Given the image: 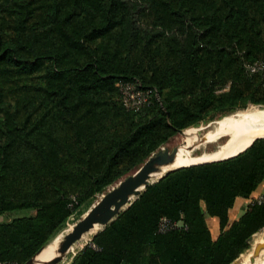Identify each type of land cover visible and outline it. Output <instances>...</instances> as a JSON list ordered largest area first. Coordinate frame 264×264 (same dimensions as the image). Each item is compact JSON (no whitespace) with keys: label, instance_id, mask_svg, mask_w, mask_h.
I'll return each mask as SVG.
<instances>
[{"label":"trees","instance_id":"obj_1","mask_svg":"<svg viewBox=\"0 0 264 264\" xmlns=\"http://www.w3.org/2000/svg\"><path fill=\"white\" fill-rule=\"evenodd\" d=\"M119 81L149 103L128 110ZM249 105L264 0H0V261L25 263L177 131ZM260 187L264 135L162 176L68 264H231L264 228Z\"/></svg>","mask_w":264,"mask_h":264},{"label":"bare ground","instance_id":"obj_2","mask_svg":"<svg viewBox=\"0 0 264 264\" xmlns=\"http://www.w3.org/2000/svg\"><path fill=\"white\" fill-rule=\"evenodd\" d=\"M264 108L249 107L244 110L238 111L221 123V132L228 130L234 135V139L228 145L226 150L219 152L205 153L200 157L195 156V152L198 150V143L203 144L215 138L217 134H208L204 139L198 140L199 130L188 128L180 132V136L177 138L180 140L181 145L176 146L177 153L175 159L167 164L163 162H156L155 172L152 180H156L166 170L175 167L187 166L190 164L224 159L230 156L238 154L240 151L245 150L255 138L264 135ZM206 134V133H205ZM230 146V147H229ZM207 147V146H206ZM100 228V225H94L89 231L82 234L80 242L85 241L88 236L96 232ZM70 229V228H69ZM92 237V236H91ZM63 236H56L48 244H46L41 250H39L31 260L29 264H40V262L49 261L61 253V243ZM258 241V240H257ZM258 243V242H257ZM75 245H72L63 255L74 251ZM70 255V254H69ZM251 258H254L253 262H250ZM63 256V258L65 257ZM261 256V255H260ZM242 264H257V257L255 258L253 252L241 257ZM261 262V261H260Z\"/></svg>","mask_w":264,"mask_h":264},{"label":"water","instance_id":"obj_3","mask_svg":"<svg viewBox=\"0 0 264 264\" xmlns=\"http://www.w3.org/2000/svg\"><path fill=\"white\" fill-rule=\"evenodd\" d=\"M176 153V147H174L172 151H169L168 148L156 150L140 165V167L135 173H130L125 177L121 178L119 181H117L116 185L113 186L106 193H104L102 198L95 205H93L91 209H89L84 218L79 220L72 227L70 232H68L64 236L63 241L61 243L62 254L56 255L49 261L40 262V264H58L63 259V256H65L63 255V253L66 252L70 247H72V245L81 238L83 233L89 231L91 228L94 227V225H100L102 228L109 225L119 215V213L125 210L132 203V201L137 198L142 193V191H144L147 186L156 182L159 178L168 174L172 170L180 168H170L166 170L156 180H152L155 172V163L158 161L163 162L164 164L170 163L175 159ZM217 160L198 162L190 165H196ZM251 239L252 236L249 238V241ZM263 249L264 241L255 244L253 248L254 257H258L259 253ZM34 255L23 264H29L33 259ZM253 261L254 258H251L250 262ZM231 264H242L241 257L239 256L238 258H236Z\"/></svg>","mask_w":264,"mask_h":264},{"label":"rangeland","instance_id":"obj_4","mask_svg":"<svg viewBox=\"0 0 264 264\" xmlns=\"http://www.w3.org/2000/svg\"><path fill=\"white\" fill-rule=\"evenodd\" d=\"M252 106L257 107L258 105H249L246 108H249V107H252ZM259 107H263V106H259ZM242 110H244V109H242ZM238 111H241V110H238ZM238 111H236V112H238ZM236 112H233V113L225 115V116H220V117L218 116V117H216L215 119H213L211 121H208L206 123H201L198 126H193L192 127L193 129L199 130L198 140L204 139L208 134H215V133L217 134V136L215 138H213L212 140H210L208 142H204L203 144L198 143L199 148L195 152V156L200 157V156H202L205 153H210V152H213V151L214 152H219L221 150H226L228 148V145L234 139V135L228 130H225V131L221 132V123L226 118H228L229 116H231L232 114H234ZM186 129H184V130H186ZM181 131H183V130L177 131L176 134L174 136H172L165 145L161 146L157 150H162L163 148H168L169 151H172V149L174 147L181 145L180 140L177 139L180 136V132ZM137 169L134 170L131 173H135L137 171ZM116 183H114L113 185L108 186L104 190V192L96 195V198L89 205V207L78 218L72 217L69 220V222L67 223V226L58 235L63 236V238H64V236L68 232H70L72 227L79 220L84 218V216L89 211V209H91L92 206L95 205L102 198L103 194L106 193L108 190H110L113 186H115ZM263 192H264V188L260 187L257 190V192H255L253 197H255V196L258 197L259 195L263 194ZM248 202H249V199H247V200H236L235 203H234V206L231 208V211H230V219H234V218L239 217L241 215V213L243 212V209L247 206ZM26 212L27 211H25V210H21V211L12 212V214L13 215H24V214H26ZM207 223H208V226H209L211 232L214 235H216V233H218V222H217V219L214 218V217H207ZM101 229H102V227L100 226V228L97 231H99ZM96 232L90 234L88 236V238L85 241H83V242H80V239L78 241H76L73 244V245H75L74 251L68 253V255H66L58 264H68L71 261L72 256L75 255L76 252L79 251L80 249H82L85 245H87L91 241V238H92L91 236H93ZM262 241H264V228H262L261 230H259L258 232L254 233L252 235V239L250 240L249 249H247L244 253H242L240 255V257H244L246 254H248L250 252H253V248H254L255 244H257V242L259 243V242H262ZM251 257H252V255H250L249 258H251ZM257 264H264V249L259 253V255L257 257Z\"/></svg>","mask_w":264,"mask_h":264},{"label":"built area","instance_id":"obj_5","mask_svg":"<svg viewBox=\"0 0 264 264\" xmlns=\"http://www.w3.org/2000/svg\"><path fill=\"white\" fill-rule=\"evenodd\" d=\"M263 63H254L250 66L252 71L262 69ZM118 88L121 100L124 106L131 111H137L141 106L148 104L151 96V90L140 88L138 82L119 81ZM258 202H264V194L256 197ZM179 222H172L168 219L161 218L158 224V230L165 232L169 229L176 228ZM0 264H17L14 261H0Z\"/></svg>","mask_w":264,"mask_h":264},{"label":"crops","instance_id":"obj_6","mask_svg":"<svg viewBox=\"0 0 264 264\" xmlns=\"http://www.w3.org/2000/svg\"><path fill=\"white\" fill-rule=\"evenodd\" d=\"M237 200H247V199L238 198ZM230 211H231V209H230ZM230 211H229V216H230ZM230 220H233V219H230ZM216 235H217V233H216ZM216 235L213 234V236H216Z\"/></svg>","mask_w":264,"mask_h":264}]
</instances>
